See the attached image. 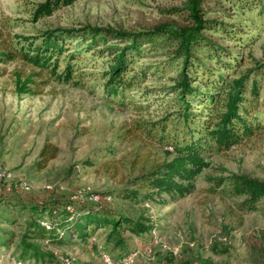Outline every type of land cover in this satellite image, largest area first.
Masks as SVG:
<instances>
[{
  "label": "rangeland",
  "instance_id": "obj_1",
  "mask_svg": "<svg viewBox=\"0 0 264 264\" xmlns=\"http://www.w3.org/2000/svg\"><path fill=\"white\" fill-rule=\"evenodd\" d=\"M44 1L0 0L1 51L24 43L22 37L33 40L55 27L92 25L139 31L164 19L175 21L177 17L165 10L179 5V0H74L35 19L34 10ZM246 15L251 22L244 38L251 42L239 50L244 60L236 75L227 74L230 79L264 65V18L254 12ZM160 59L146 54L134 64L133 72ZM89 61L81 62L75 71L78 85L60 83L21 59L0 63V168L11 172L14 181L27 180L31 185L28 191L8 192L10 180L1 184L0 239L7 241L9 232L14 238L10 244L0 243V264L19 260L17 248L28 207L56 201L99 208L110 215L135 219L142 215L151 225L140 235L122 233L123 245L108 235L109 228L102 227L88 230L83 238L66 235L62 244L41 242L43 249L67 256L71 264H106L104 255L111 264H264V199L256 210L241 213L240 199L218 180L230 173L264 179V130L228 150L206 155L210 167L184 198L165 196V203L119 198L117 189L172 158L168 154L172 149L153 141L145 128L157 121L171 134L181 128L174 95L168 90L173 82L149 75L126 87L123 94L108 96L103 87L107 59ZM27 77L35 81L31 84L34 94L16 90L17 79ZM252 79L259 82L264 97V72L250 74L249 85ZM260 111L264 124V107ZM47 140L58 146L59 153L37 171L34 163ZM128 254L133 255L132 261L124 263Z\"/></svg>",
  "mask_w": 264,
  "mask_h": 264
},
{
  "label": "trees",
  "instance_id": "obj_2",
  "mask_svg": "<svg viewBox=\"0 0 264 264\" xmlns=\"http://www.w3.org/2000/svg\"><path fill=\"white\" fill-rule=\"evenodd\" d=\"M73 1L45 0L34 10L35 19ZM247 12L264 18V0H179V5L165 10L177 17L173 22L164 19L139 31L92 25L49 28L36 39L22 37L25 42L19 46L0 50V63L21 59L60 83L78 85L75 71L81 62L106 58L103 87L108 96L123 94L149 75L173 82L168 90L174 95L173 107L178 108L181 128L171 134L160 121L145 128L153 141L172 149L168 151L172 158L139 173L115 192L117 197L133 203H165V196L181 199L195 190L197 177L210 167L206 155L228 150L264 130L261 86L255 79L249 85L250 74L264 72V65L258 64L232 79L227 77L229 72L236 75L244 60L239 50L251 42L244 38L249 29L247 22H251ZM146 54L161 59L133 72L134 64ZM174 71L177 73L167 76ZM34 83L32 77L17 79L16 90L34 94ZM58 153L56 144L45 141L34 163L35 170L45 168ZM218 180L219 185L226 183L231 195L240 199L237 207L241 213L256 210L264 199V179L230 173ZM5 203L13 205L10 201ZM147 221L142 215L137 219L124 214L110 215L73 202L30 205L18 243L19 260L23 264L30 260L35 264H66L68 260L71 264L67 256L43 249L41 242L62 244L66 235L83 238L88 230L102 227L109 228L108 235L123 245L121 234L140 235L150 228ZM9 235L5 243L1 239L0 243L13 242V233Z\"/></svg>",
  "mask_w": 264,
  "mask_h": 264
},
{
  "label": "built area",
  "instance_id": "obj_3",
  "mask_svg": "<svg viewBox=\"0 0 264 264\" xmlns=\"http://www.w3.org/2000/svg\"><path fill=\"white\" fill-rule=\"evenodd\" d=\"M9 181L8 184L6 185V190L8 192L12 191V190H16V191H28L31 188L30 183L27 180H16L14 181V178L11 175V172H7L5 170H2L0 168V188H1V184L5 181ZM106 200H110L111 197L110 196H106L105 197ZM133 255L128 254L126 257H124V263H128L132 261V257ZM104 261L106 262V264H111L110 261V257L108 255H104L103 256ZM15 264H23L22 261L17 260ZM52 264H59L57 262L52 263ZM66 264H69L68 260H66ZM196 264V263H194Z\"/></svg>",
  "mask_w": 264,
  "mask_h": 264
}]
</instances>
